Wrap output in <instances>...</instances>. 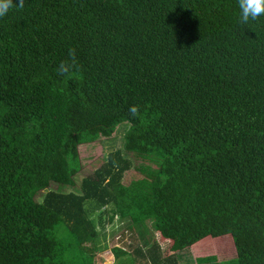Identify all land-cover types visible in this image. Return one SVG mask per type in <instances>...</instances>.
I'll list each match as a JSON object with an SVG mask.
<instances>
[{
    "label": "trees",
    "instance_id": "16d2710c",
    "mask_svg": "<svg viewBox=\"0 0 264 264\" xmlns=\"http://www.w3.org/2000/svg\"><path fill=\"white\" fill-rule=\"evenodd\" d=\"M239 17L237 0H25L0 17V264H94L105 207L129 221L117 263L264 264V15ZM122 122L123 149L76 193L47 191Z\"/></svg>",
    "mask_w": 264,
    "mask_h": 264
},
{
    "label": "rangeland",
    "instance_id": "374dc122",
    "mask_svg": "<svg viewBox=\"0 0 264 264\" xmlns=\"http://www.w3.org/2000/svg\"><path fill=\"white\" fill-rule=\"evenodd\" d=\"M129 128L128 122H122L116 131L109 137H99L94 142L83 143L78 146L79 156V170L76 176L73 178L74 185L72 187H58L56 184L51 183L47 191H56L61 193H76L78 190L81 179L90 177L93 173L100 169L106 162L107 156L110 153L123 149L125 141V132ZM133 164L138 165L140 163H146V161L132 158ZM132 178L136 175L134 171L131 172ZM47 191H38L35 195L36 201H41L43 195ZM107 207L100 209L95 213L94 229L97 232L96 239L93 241L96 249L94 256V264H121L117 263V259L112 256V252L109 250L110 245H122V242L118 241L119 235L122 234L124 228H126L128 220L120 218L118 215H114L111 221H107ZM98 216V217H97ZM97 217V218H96ZM152 231V230H151ZM150 231V239L154 238V234ZM125 232V230H124ZM123 238L130 242L129 236L124 234ZM151 242V240H149ZM91 245V242L86 245ZM146 260L135 259L133 264H145Z\"/></svg>",
    "mask_w": 264,
    "mask_h": 264
},
{
    "label": "clouds",
    "instance_id": "9594fccd",
    "mask_svg": "<svg viewBox=\"0 0 264 264\" xmlns=\"http://www.w3.org/2000/svg\"><path fill=\"white\" fill-rule=\"evenodd\" d=\"M25 0H18L17 4H13V0H0V17L5 16L12 8L22 9ZM240 10L239 21L247 24L249 20L255 21L264 15V0H237ZM78 71V63L74 48H69L67 56L60 62L57 67L58 74L71 77ZM134 111V109H133Z\"/></svg>",
    "mask_w": 264,
    "mask_h": 264
}]
</instances>
